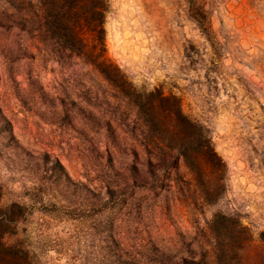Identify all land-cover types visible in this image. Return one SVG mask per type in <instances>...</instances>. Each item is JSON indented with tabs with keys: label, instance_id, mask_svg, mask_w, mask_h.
<instances>
[{
	"label": "rangeland",
	"instance_id": "1",
	"mask_svg": "<svg viewBox=\"0 0 264 264\" xmlns=\"http://www.w3.org/2000/svg\"><path fill=\"white\" fill-rule=\"evenodd\" d=\"M202 1L209 38L185 0H109L102 57L136 89L175 95L208 128L227 166L212 204L179 180L193 181L180 158L160 171L148 163L132 108L89 59L51 50L35 0H0V213L22 207L7 240L23 244L31 264H135L156 250L197 262L216 212L249 229L243 262H261L264 0ZM133 180L153 187L108 199Z\"/></svg>",
	"mask_w": 264,
	"mask_h": 264
},
{
	"label": "trees",
	"instance_id": "2",
	"mask_svg": "<svg viewBox=\"0 0 264 264\" xmlns=\"http://www.w3.org/2000/svg\"><path fill=\"white\" fill-rule=\"evenodd\" d=\"M35 1L41 20L40 34L51 43V50L89 59V64L116 91L114 96L132 108L133 127L149 155L148 163L160 171L175 167L180 158L193 181L182 177L179 180L186 182L188 190L202 203L218 201L224 191L227 166L216 152L208 128L185 114L175 95L164 94L157 88L138 90L116 64L103 59V24L109 0ZM185 3L189 19L209 38L211 20L206 3L202 0H185ZM56 163L60 166L58 160ZM155 171H151V180L158 177ZM191 184L193 188H190ZM135 187L153 186L152 182L133 180L126 187L109 188L108 199L123 198ZM21 210L22 207L14 203L0 213V264H31L29 250L17 241L7 240L17 234L16 225L23 219ZM207 230L205 254L197 262L180 257L182 263L245 264L241 250L250 241L251 233L237 216L216 212L207 223ZM262 239L264 241V237ZM156 251L153 257L145 256L147 262L135 264H178L165 252ZM116 262L127 264L120 258ZM259 264H264V253Z\"/></svg>",
	"mask_w": 264,
	"mask_h": 264
}]
</instances>
